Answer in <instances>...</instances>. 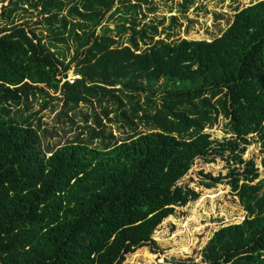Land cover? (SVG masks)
I'll use <instances>...</instances> for the list:
<instances>
[{"label": "trees", "instance_id": "trees-1", "mask_svg": "<svg viewBox=\"0 0 264 264\" xmlns=\"http://www.w3.org/2000/svg\"><path fill=\"white\" fill-rule=\"evenodd\" d=\"M20 2L50 12L43 18L49 45L74 41L68 62L26 22H10ZM141 5L155 7L151 0H10L3 6L0 264H122L137 247L155 245L153 229L175 205L199 196L177 184L199 157L228 164L225 176L203 172L201 182L214 186L229 178L246 211L215 231L203 261L264 264V176L257 179L253 160L243 158L250 135L259 136L264 151V0L236 8L213 38L175 41H154L162 19L140 25ZM109 20L117 21L116 35ZM169 25H179L174 15ZM126 33L122 44L118 37ZM71 62L80 77L69 82ZM53 99L61 102L59 116L98 102L86 139L80 132L54 148L42 145L46 130L38 113ZM219 116L225 136L212 139L204 129ZM118 118L131 133L116 139L106 129ZM141 122L147 131L137 129Z\"/></svg>", "mask_w": 264, "mask_h": 264}, {"label": "rangeland", "instance_id": "rangeland-1", "mask_svg": "<svg viewBox=\"0 0 264 264\" xmlns=\"http://www.w3.org/2000/svg\"><path fill=\"white\" fill-rule=\"evenodd\" d=\"M151 1L155 6L153 11H148L145 5H141L142 11L137 13L140 25L149 22L158 24V21L162 19V24L158 26L160 34L154 37V41L157 39L175 41L182 38L188 40L210 39L217 36L221 32L219 30L226 28L232 19L234 10L251 0ZM9 2L10 0H0V14L3 6ZM19 5L10 22L12 24L26 22L27 26L40 37L43 44L50 46L52 50H57L60 57L65 58L64 62H68L74 53V41L69 39L65 46L62 45L63 47H60L61 45L58 43L49 45L48 29L43 18L50 12L39 13L36 8L30 7L27 3L20 2ZM61 11L65 13L66 6L61 7ZM119 13L122 12L119 11L116 14ZM129 13H125V16H129ZM218 13L225 14V18L215 20V14ZM141 14L143 15L141 16ZM172 15L175 16L178 26L169 25ZM116 22L114 20L107 22L109 28L112 29V35H116L113 29L117 25ZM4 24L5 22L0 16V27ZM126 25L128 24L126 23ZM95 30H99L98 26ZM79 32L82 30L78 29ZM167 35L168 37H166ZM127 37L128 33L122 34L118 38L122 44H126ZM138 45L141 50L144 48L140 42ZM75 73V62H71L70 68L66 71V79H72ZM49 92L52 95L57 94L53 90H49ZM141 99H143V94H141ZM60 104L61 102H57L55 99L49 100L47 107L38 113L41 117V128L46 130V133L41 137L43 146L48 144L54 148L57 145H62L74 134L80 132H82L80 137L86 139L88 127L92 126L94 121L92 112L94 110L101 111L98 102L93 101L92 103H81L78 108L68 110L65 116H59L57 113L61 109ZM38 107V101L30 104L32 111L37 110ZM85 115H88V118L84 119ZM71 116L73 121L66 119ZM224 121L222 116H219L214 125L211 128H205L204 132L210 134L212 139H222L225 136ZM137 129L148 130L143 122L139 123ZM110 130L113 131L116 139L131 133L130 128L125 126L120 118L107 121L106 131ZM247 139L249 144L246 145L243 158L253 160L258 172L257 179H259L264 176L262 166L264 151L261 140L258 135H250ZM234 165L231 164V166ZM228 171L229 166L222 158L217 157L212 162L201 157L196 158L191 169L178 179L177 184L193 187L199 191V196L185 204L175 205L173 211L163 217L153 229L151 236L155 245L149 242L137 247L133 252L125 254L122 264H207L202 259L206 242L221 225L239 222L246 214L238 195L226 183L229 178L223 179L221 183L214 186H206L201 182L205 178L204 173L225 176Z\"/></svg>", "mask_w": 264, "mask_h": 264}, {"label": "built area", "instance_id": "built-area-1", "mask_svg": "<svg viewBox=\"0 0 264 264\" xmlns=\"http://www.w3.org/2000/svg\"><path fill=\"white\" fill-rule=\"evenodd\" d=\"M79 77H80L79 74H74V76H73L72 79L67 78V80H68L69 82H72L75 78H79Z\"/></svg>", "mask_w": 264, "mask_h": 264}]
</instances>
